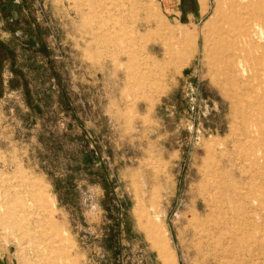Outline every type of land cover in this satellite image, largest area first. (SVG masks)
Segmentation results:
<instances>
[{
    "label": "rangeland",
    "instance_id": "374dc122",
    "mask_svg": "<svg viewBox=\"0 0 264 264\" xmlns=\"http://www.w3.org/2000/svg\"><path fill=\"white\" fill-rule=\"evenodd\" d=\"M196 1L0 0V264H264V184L227 177L252 168L245 105L188 39L214 12ZM213 171L226 255L204 199Z\"/></svg>",
    "mask_w": 264,
    "mask_h": 264
},
{
    "label": "bare ground",
    "instance_id": "6f19581e",
    "mask_svg": "<svg viewBox=\"0 0 264 264\" xmlns=\"http://www.w3.org/2000/svg\"><path fill=\"white\" fill-rule=\"evenodd\" d=\"M208 1L201 0L204 14L210 9ZM135 6L137 5L134 4ZM205 25L206 32L203 35L196 31V33L189 34L188 39L195 46H198L202 39L204 51L212 55L209 63L210 71L216 74L218 83L228 92L234 104L239 105L240 102H243L245 105V110L238 111L237 116L242 120L244 129L242 133L249 145L245 147V143L242 147L244 144L242 142L240 146L244 151L240 152L252 164V168L245 174L229 172L227 177L238 181H260L264 184V0H215L213 16ZM149 26L147 24L146 28ZM107 33L109 32L107 31ZM144 36L142 34V37ZM140 77L143 81V77ZM240 169L242 170V168ZM223 176L224 174L218 171L209 174L208 182L204 188V199L210 208L208 214L218 215L210 229L213 231L215 239V234L220 236L221 241L214 240L217 242L216 246L227 245L223 248L226 255L232 245V236L228 226L230 212L229 209L226 210V202L230 199L226 195L223 197L217 195V189L226 190L228 188L222 181ZM30 186L42 206L45 207L48 196L46 186L33 179L30 180ZM231 191L236 194L237 189L234 188ZM2 198L4 200L16 198L17 202H21L19 196L13 197L10 192H5ZM224 209L226 213L223 217ZM257 215L253 216L254 224L264 223V215ZM158 228L153 225L151 234H154L158 246H160L161 255L172 262L173 254L168 249L166 236L163 235L164 233L160 234ZM209 235V231H206V237ZM212 254L214 255V253ZM218 255H220L219 248L214 256L217 258ZM175 264L177 263L175 262Z\"/></svg>",
    "mask_w": 264,
    "mask_h": 264
},
{
    "label": "crops",
    "instance_id": "0c3cea01",
    "mask_svg": "<svg viewBox=\"0 0 264 264\" xmlns=\"http://www.w3.org/2000/svg\"><path fill=\"white\" fill-rule=\"evenodd\" d=\"M173 1L175 2V5H173L174 7H173V6H171V7L168 6L166 9H167L168 11H169V10H170V11L172 10L173 12H174V11H177V12L182 11V10H180V9H181V7H180V5H179L180 2H178V0H173ZM195 1H196V0H195ZM196 4H198V1H196ZM163 5L166 6L165 3H163ZM170 11H169V12H170ZM189 15H191L192 17L194 16L193 18H196V17H197V16H196L197 14H196V15H194V14L192 15L191 12H190ZM195 16H196V17H195Z\"/></svg>",
    "mask_w": 264,
    "mask_h": 264
},
{
    "label": "flooded vegetation",
    "instance_id": "af4514ba",
    "mask_svg": "<svg viewBox=\"0 0 264 264\" xmlns=\"http://www.w3.org/2000/svg\"><path fill=\"white\" fill-rule=\"evenodd\" d=\"M4 2L6 1V0H3ZM1 8L3 9V10H7V8H8V6L7 5H4V3L1 5Z\"/></svg>",
    "mask_w": 264,
    "mask_h": 264
}]
</instances>
